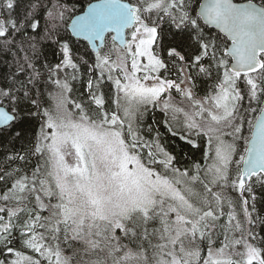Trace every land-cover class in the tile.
Masks as SVG:
<instances>
[{
	"label": "snow or ice",
	"instance_id": "snow-or-ice-1",
	"mask_svg": "<svg viewBox=\"0 0 264 264\" xmlns=\"http://www.w3.org/2000/svg\"><path fill=\"white\" fill-rule=\"evenodd\" d=\"M0 264H264V0H0Z\"/></svg>",
	"mask_w": 264,
	"mask_h": 264
},
{
	"label": "trees",
	"instance_id": "trees-1",
	"mask_svg": "<svg viewBox=\"0 0 264 264\" xmlns=\"http://www.w3.org/2000/svg\"><path fill=\"white\" fill-rule=\"evenodd\" d=\"M94 0H70L71 3H75L77 7V12H80L81 9H83L89 2ZM237 1H246V0H237ZM56 0H51V3H55ZM255 2L259 3V0H255ZM43 3L45 5L49 4V0H43ZM49 59L54 60L55 58L51 55V52L48 53ZM78 88L79 85H76ZM208 85L205 83H201L200 85V94L203 95L204 91L207 89ZM75 95V94H74ZM44 104L46 107H50V100L47 98V95L44 98ZM155 118L157 121H160L163 117L162 114L157 111L155 112ZM147 122L151 123V115H149L147 118ZM161 131H163V127L161 126ZM172 143H176L175 141H172ZM200 143V148L193 149L191 146H188L183 151L185 155L181 158L180 163L178 167H192L194 163H203V149L204 144L202 141H198Z\"/></svg>",
	"mask_w": 264,
	"mask_h": 264
},
{
	"label": "water",
	"instance_id": "water-1",
	"mask_svg": "<svg viewBox=\"0 0 264 264\" xmlns=\"http://www.w3.org/2000/svg\"><path fill=\"white\" fill-rule=\"evenodd\" d=\"M97 2V0H94V1H91V2H89V3H96ZM237 2H239V1H237ZM241 3H244V2H247V0L246 1H240ZM88 3V4H89ZM257 3V2H256ZM88 4L83 8V10H86L87 9V6H88Z\"/></svg>",
	"mask_w": 264,
	"mask_h": 264
},
{
	"label": "rangeland",
	"instance_id": "rangeland-1",
	"mask_svg": "<svg viewBox=\"0 0 264 264\" xmlns=\"http://www.w3.org/2000/svg\"><path fill=\"white\" fill-rule=\"evenodd\" d=\"M52 106V101L50 100V107Z\"/></svg>",
	"mask_w": 264,
	"mask_h": 264
}]
</instances>
